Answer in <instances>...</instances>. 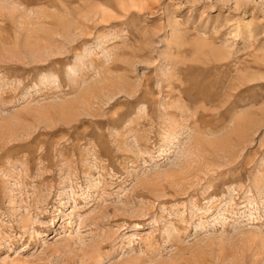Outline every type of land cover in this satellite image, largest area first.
<instances>
[{
    "label": "rangeland",
    "instance_id": "374dc122",
    "mask_svg": "<svg viewBox=\"0 0 264 264\" xmlns=\"http://www.w3.org/2000/svg\"><path fill=\"white\" fill-rule=\"evenodd\" d=\"M0 264H264V0H0Z\"/></svg>",
    "mask_w": 264,
    "mask_h": 264
}]
</instances>
